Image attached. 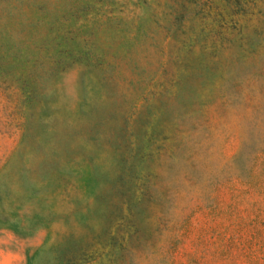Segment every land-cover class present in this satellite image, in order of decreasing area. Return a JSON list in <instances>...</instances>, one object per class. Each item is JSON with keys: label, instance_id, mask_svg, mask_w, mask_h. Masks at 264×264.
<instances>
[{"label": "rangeland", "instance_id": "374dc122", "mask_svg": "<svg viewBox=\"0 0 264 264\" xmlns=\"http://www.w3.org/2000/svg\"><path fill=\"white\" fill-rule=\"evenodd\" d=\"M38 2L0 19V264H264V0Z\"/></svg>", "mask_w": 264, "mask_h": 264}, {"label": "trees", "instance_id": "16d2710c", "mask_svg": "<svg viewBox=\"0 0 264 264\" xmlns=\"http://www.w3.org/2000/svg\"><path fill=\"white\" fill-rule=\"evenodd\" d=\"M5 1L8 4L4 2L3 8H0V19L3 18V16L7 14L10 17H13L16 15L15 12H18L25 18L27 23H29L31 26L35 25V28H39L44 18V17L41 18L44 8H43V5L38 2L39 0H5ZM6 32L12 33L13 29L11 28ZM28 33H29V30L28 28L25 27L23 34L26 35ZM15 41L16 40H14V43H12L13 48L20 49L21 47H17L18 45ZM6 47L8 49L7 48L4 49L3 43L0 44V49L9 51L10 49L9 46L6 45Z\"/></svg>", "mask_w": 264, "mask_h": 264}]
</instances>
